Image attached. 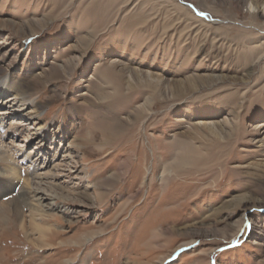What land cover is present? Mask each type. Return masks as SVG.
Returning a JSON list of instances; mask_svg holds the SVG:
<instances>
[{
	"label": "rangeland",
	"instance_id": "rangeland-1",
	"mask_svg": "<svg viewBox=\"0 0 264 264\" xmlns=\"http://www.w3.org/2000/svg\"><path fill=\"white\" fill-rule=\"evenodd\" d=\"M5 77L9 124L68 116L47 146L79 175L44 235L1 226L0 264H264V0H0Z\"/></svg>",
	"mask_w": 264,
	"mask_h": 264
},
{
	"label": "bare ground",
	"instance_id": "bare-ground-1",
	"mask_svg": "<svg viewBox=\"0 0 264 264\" xmlns=\"http://www.w3.org/2000/svg\"><path fill=\"white\" fill-rule=\"evenodd\" d=\"M48 77H50V75ZM7 94H9V96H6ZM29 103L30 100L26 86L14 82L12 77L9 79L8 77L0 78V228H2L1 226L5 227L9 225L12 220H16L19 222L20 228L24 229V215L27 210V212L31 214V222L35 234L39 233L44 235L47 227L44 228L41 225V223L44 222L43 219L48 217L51 211L57 208L61 209L59 208V201L65 204L63 208L69 203V196L66 195L69 191L67 187L57 184V178L59 176L72 178L73 175L78 176L79 174L77 170H74L69 164L67 165V161L72 158L69 150L71 145L66 148V150L63 149V151H61L62 160L57 164H55L56 162H54V159L62 149H60L58 145L55 146L54 149L47 146L48 140H59V142H61L70 132L71 129L69 125L71 122L67 115L64 117L63 123L58 127V131L53 134H50V130L45 127L42 128L41 125H39L40 128L35 130L32 126L33 123H29L31 120L28 117L14 120L15 122L13 121L9 124L7 121L8 117H16L19 116V114L21 115V113L24 114L28 109L26 106ZM32 113L34 112H30V114ZM36 120L34 119V122H36ZM19 132L22 134L27 133L33 141L37 142V144H34V151L32 154L29 156L26 155L27 157L25 160L33 165L29 170L30 173L27 178L22 175V165L18 160L20 156L17 152L15 153V145L11 146L7 143V137L11 134L15 135V133L18 135ZM19 147H25V145L21 144ZM22 151L23 149H19L20 153ZM22 156L24 155L22 154ZM42 160L48 162L47 167H38V164L41 163ZM59 171L66 173L62 175ZM16 192V196L12 197L11 195ZM47 192L53 194L47 196L45 194ZM9 195L12 198L7 203H1V199ZM76 195L84 197L83 193H78ZM64 210L65 209H63V211ZM42 238L44 237L42 236ZM42 238L39 239L42 240Z\"/></svg>",
	"mask_w": 264,
	"mask_h": 264
}]
</instances>
